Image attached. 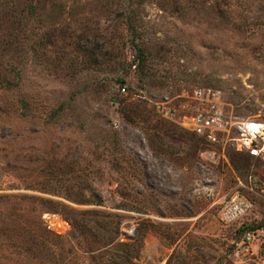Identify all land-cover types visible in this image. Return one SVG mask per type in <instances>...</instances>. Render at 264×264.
<instances>
[{
  "label": "rangeland",
  "instance_id": "374dc122",
  "mask_svg": "<svg viewBox=\"0 0 264 264\" xmlns=\"http://www.w3.org/2000/svg\"><path fill=\"white\" fill-rule=\"evenodd\" d=\"M195 90L264 118V0H0V264H261L264 159L204 154Z\"/></svg>",
  "mask_w": 264,
  "mask_h": 264
},
{
  "label": "built area",
  "instance_id": "2783aa9c",
  "mask_svg": "<svg viewBox=\"0 0 264 264\" xmlns=\"http://www.w3.org/2000/svg\"><path fill=\"white\" fill-rule=\"evenodd\" d=\"M133 56L132 65L135 66ZM121 90H125L124 85ZM193 96L195 109L191 114H184L180 122L205 143L204 154L214 157V153L220 152L225 156L226 150L237 149L251 157L264 159V118L243 117L229 112L209 90H195ZM240 184H243L241 180L232 193L224 194L216 201L217 214L223 223L234 222L253 205L250 198L239 192ZM237 244L244 254H253L264 264L262 227L245 226Z\"/></svg>",
  "mask_w": 264,
  "mask_h": 264
},
{
  "label": "trees",
  "instance_id": "16d2710c",
  "mask_svg": "<svg viewBox=\"0 0 264 264\" xmlns=\"http://www.w3.org/2000/svg\"><path fill=\"white\" fill-rule=\"evenodd\" d=\"M133 60L135 61V56H133ZM194 133V132H193ZM195 134V133H194ZM196 136H197V138H199L200 139V137L197 135V134H195ZM234 151L236 150V152L238 151L240 154H245V152H243V151H240V150H237V149H233ZM246 155H248L247 153H246ZM249 156V155H248ZM245 226H252V224H245V225H241L240 226V229H243Z\"/></svg>",
  "mask_w": 264,
  "mask_h": 264
}]
</instances>
